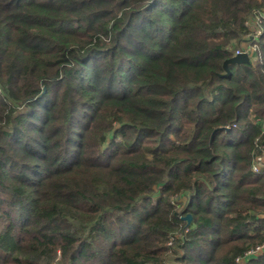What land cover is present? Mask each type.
I'll return each mask as SVG.
<instances>
[{
	"label": "trees",
	"instance_id": "16d2710c",
	"mask_svg": "<svg viewBox=\"0 0 264 264\" xmlns=\"http://www.w3.org/2000/svg\"><path fill=\"white\" fill-rule=\"evenodd\" d=\"M263 155L264 0H0V264H264Z\"/></svg>",
	"mask_w": 264,
	"mask_h": 264
},
{
	"label": "built area",
	"instance_id": "2783aa9c",
	"mask_svg": "<svg viewBox=\"0 0 264 264\" xmlns=\"http://www.w3.org/2000/svg\"><path fill=\"white\" fill-rule=\"evenodd\" d=\"M252 24H254L250 35H248L247 39H249L247 43V45L241 49H239L236 52V55L241 54V53H246L249 55V57L254 56L255 51L257 46L255 44H253V42L255 41L256 38H258L261 34L260 30L258 28H256L255 26H257L258 24H261V19L258 17L254 20V22H252ZM251 24V26H252ZM233 127H235V125H233ZM229 129V127L227 128ZM264 167V155L261 156L259 159L256 160L254 166H253V171L256 173H259L263 170ZM264 251V245L263 246H259L257 247L255 250H251L248 252V254L246 255L245 258H249L252 257L254 255H258L259 253ZM245 259L240 260L239 262H243Z\"/></svg>",
	"mask_w": 264,
	"mask_h": 264
},
{
	"label": "water",
	"instance_id": "95a60500",
	"mask_svg": "<svg viewBox=\"0 0 264 264\" xmlns=\"http://www.w3.org/2000/svg\"><path fill=\"white\" fill-rule=\"evenodd\" d=\"M230 64H251V60H250L249 55L246 53H241V54L235 55L234 57H232L231 59L227 60L224 63V70L226 72L225 75L230 74V71H229V65ZM183 221L186 222V227H189L192 223V216L189 214V215L183 217Z\"/></svg>",
	"mask_w": 264,
	"mask_h": 264
},
{
	"label": "rangeland",
	"instance_id": "374dc122",
	"mask_svg": "<svg viewBox=\"0 0 264 264\" xmlns=\"http://www.w3.org/2000/svg\"><path fill=\"white\" fill-rule=\"evenodd\" d=\"M253 26H254V24H252V26H251V27L253 28ZM254 256H256V255H254ZM244 261H245V260H244Z\"/></svg>",
	"mask_w": 264,
	"mask_h": 264
}]
</instances>
